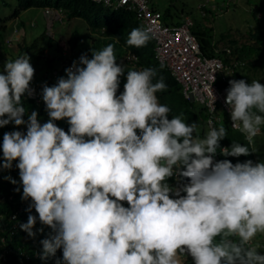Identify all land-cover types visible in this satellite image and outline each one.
Wrapping results in <instances>:
<instances>
[{
	"label": "clouds",
	"instance_id": "clouds-1",
	"mask_svg": "<svg viewBox=\"0 0 264 264\" xmlns=\"http://www.w3.org/2000/svg\"><path fill=\"white\" fill-rule=\"evenodd\" d=\"M147 2L168 28L190 20L195 36L190 16L183 12L165 23L162 10ZM43 9L56 21H70L59 9ZM138 21L144 28L132 29L126 44L139 49L152 40L156 61L204 116L169 118L170 107L157 95L168 87L164 77L157 79V69L144 68L128 50L117 58L112 44L78 61L70 50L71 59L66 57L61 68L35 80L27 53L6 60L0 71V128L26 126V132H5L0 146V171L11 170L13 161L19 169V177H4L19 186L15 191L23 189L16 217L28 206L27 222L15 218L12 226L28 234L36 264H264V161L227 159L257 153L264 84L231 79L245 64L228 46L216 43L215 48L229 56L226 62L225 55L201 52L231 67L215 81L219 89L227 88L230 115L218 105L221 120L209 128L207 107L185 97L181 83L156 58L151 29ZM83 29L80 41L100 37ZM24 97L38 109L45 104L44 123L37 111L28 113ZM224 116L247 144L221 145L227 129L216 126ZM60 120L67 121V131L56 124Z\"/></svg>",
	"mask_w": 264,
	"mask_h": 264
},
{
	"label": "trees",
	"instance_id": "trees-1",
	"mask_svg": "<svg viewBox=\"0 0 264 264\" xmlns=\"http://www.w3.org/2000/svg\"><path fill=\"white\" fill-rule=\"evenodd\" d=\"M32 7L59 9L65 13L67 20L78 19L82 21L92 33H100V37L96 39L89 37L91 42H86L85 39L80 41L81 37L78 29L74 30L70 34L68 41L72 59H79L82 54H87L89 58H91L92 51L102 50L108 44L114 46V52L117 58L123 50H128L137 56L138 63L144 68L157 69V79L161 75L164 77L168 87L165 91L157 95L162 104H166L170 107L171 113L169 118H171V116L180 115L181 113L186 117L194 119L204 116L201 109L198 113L194 111V104L183 98L178 83L171 77L165 67L163 66V68H161V64L156 61L153 51L154 43L152 40L149 41L146 47L139 49L130 47L126 44L128 34L132 29L137 27L144 28L142 23L136 18L134 10L127 8L113 9L112 7H107L102 3H97L92 0H17V5L13 12L7 17L0 18V45L2 49H7L5 44L7 40L6 32L8 30L7 22L11 19H16L21 11ZM152 8L159 10L154 6H152ZM204 10L208 12L205 7ZM161 12L162 19L165 23H173V21L170 20H172L174 14L171 13L169 7ZM177 14H175V17L179 18L180 16ZM197 22L198 21L194 19V26L191 31L195 34L199 42L201 52L205 56L225 55V52H215L217 42L214 41L213 34L211 33L212 27L199 25ZM102 29L103 32L101 33L100 31ZM220 37L222 40H225L229 35L221 34ZM13 43L18 46L15 48L20 50V54L28 51L31 47L23 40L19 42L15 40ZM50 44L51 40L46 44L45 48ZM223 45L229 47L231 55L234 58L245 64L244 67L238 68L231 79H245L246 82L249 83L253 80H258L264 84V30L260 28L257 32L250 31L247 40L242 39L238 41V39L229 37L227 42ZM5 53L7 54L6 50ZM222 58L225 62L229 60V56L226 55L222 56ZM50 61L49 59L47 60L49 64L48 68L52 69L53 67ZM121 90L123 91V88ZM23 102L28 113H31V111L38 112V119H43L44 115H47L45 104L42 108L38 109L33 101L26 97L23 98ZM25 119H27V115ZM56 124L65 131L69 128L66 120L56 121ZM220 125L225 126L228 134V137L221 141V145L225 144L228 147L231 145L232 141L247 144L241 132L229 128L226 116L223 117L222 122L217 124L216 127ZM15 128H17V126H15ZM21 128L26 130V126L24 125L19 126L17 129L21 130ZM261 130L264 135V126H261ZM227 159L232 160L233 163H236L237 160L241 162L246 159L257 160L255 154L249 157H227ZM16 163L17 161H13V168L11 170L0 171V263L3 261L4 264H36L38 261L34 258L33 252L31 251L33 249V244L30 242L27 244L28 234L21 229L17 231V228L12 226L13 218L26 219L24 221L27 222L29 215L26 211L27 206L24 207L21 214H18V217H13L14 212L17 211L19 204L22 202L21 194L23 189L20 188V192L15 191L19 186L4 179V177L11 176L13 179L19 177V169L15 167ZM32 214L36 215L34 209ZM38 224H40L39 221H37L36 225ZM37 237L41 238L45 237V235ZM2 238L3 240H1Z\"/></svg>",
	"mask_w": 264,
	"mask_h": 264
},
{
	"label": "rangeland",
	"instance_id": "rangeland-1",
	"mask_svg": "<svg viewBox=\"0 0 264 264\" xmlns=\"http://www.w3.org/2000/svg\"><path fill=\"white\" fill-rule=\"evenodd\" d=\"M150 2L160 10L169 7L174 15L184 12V15L198 21L199 25L212 27L211 33L217 44L223 45L229 37L238 39V41L247 40L250 31L257 32L260 28L264 30V0H150ZM16 5L17 0H0V18L9 16ZM204 7L208 12L204 10ZM202 12L204 16L201 17L200 13ZM56 20L57 18L52 14L46 15L44 9L38 7L21 11L16 19L9 20L7 22V40L5 41L7 49H2L0 45V71L3 70V64L6 60H14L27 53L31 57L30 63L35 69L33 78L35 80L43 73L50 71L47 63L49 58H56L51 62L54 69L61 68L63 66L61 62L66 57L71 59L68 45L69 35L74 29H78L80 36L86 35L83 29L85 25L78 19L67 22ZM221 34H228L229 37L222 40ZM15 40L17 42L23 40L31 47L28 51L20 54V50L15 48L18 46L13 43ZM50 40L51 44L47 49H44ZM73 60L78 61V59ZM63 76H66V73H63ZM39 120L41 123L45 122L44 119ZM197 124L200 128L201 124L198 122ZM13 130H18L13 124L0 128V146H2L3 134ZM21 130L26 132L23 128ZM254 145L257 149L256 158L264 161V136L262 134L254 138ZM0 158H2V148H0ZM40 227L39 224L38 228ZM261 253L264 254V251Z\"/></svg>",
	"mask_w": 264,
	"mask_h": 264
},
{
	"label": "built area",
	"instance_id": "built-area-1",
	"mask_svg": "<svg viewBox=\"0 0 264 264\" xmlns=\"http://www.w3.org/2000/svg\"><path fill=\"white\" fill-rule=\"evenodd\" d=\"M108 5L115 7L126 5L135 11L137 18L146 28L151 29L157 41L156 58L165 64L181 83L186 98L192 97L205 104L209 112L207 120L209 128L221 120L217 114L218 105L222 111L230 115L225 104L227 88L219 89L215 81L221 73H229L231 67L219 58H207L201 53L195 36L190 32V20L186 19L185 23L168 28L161 22L160 13L150 9L147 0H109ZM226 51L229 52L227 49ZM213 95L216 97L214 103ZM16 214L14 213L13 217H16Z\"/></svg>",
	"mask_w": 264,
	"mask_h": 264
}]
</instances>
